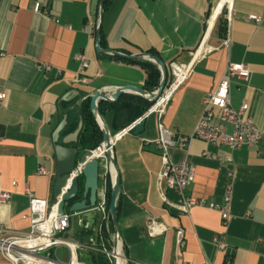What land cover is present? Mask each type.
Returning <instances> with one entry per match:
<instances>
[{
	"label": "crops",
	"instance_id": "crops-1",
	"mask_svg": "<svg viewBox=\"0 0 264 264\" xmlns=\"http://www.w3.org/2000/svg\"><path fill=\"white\" fill-rule=\"evenodd\" d=\"M218 1L107 0L104 5L100 24L105 50L152 52L164 61L167 71L171 61L187 63L193 57L192 71L162 114L165 126L190 134L202 115L203 98L231 61L244 63L250 71L247 83L231 80V104L238 108L245 102L244 117L253 119L263 133L258 144L235 149L198 139L190 143L188 159L194 176L187 192L220 203L226 186H232L231 219L226 228L215 209L192 206L181 211L175 206L177 193L159 177L156 113L144 118L140 133L132 130L115 139L112 154L120 183L117 217L125 264H174L177 229L184 233L182 258L187 264H225L227 259L230 264H264V21L246 18L249 13L264 16V0H231L225 33L219 31V19L226 15L223 5L212 27L208 26ZM35 2L44 11H34ZM98 23L99 0H0V91L6 93L0 106V190L11 195L0 203V227L7 231L28 229L22 215L28 210L29 194L53 201V133L60 128L57 142L64 144L78 131L76 142L64 144L78 145L85 105L93 93L110 96L124 85L152 91L138 63L95 50ZM80 53L88 62L85 68L77 59ZM147 102L129 90L113 102L98 99L97 105L113 135L140 118ZM186 154L178 147L168 150L173 163ZM99 160L97 200L105 187V159ZM39 165L49 173L37 174ZM108 176L112 184V168ZM81 199L79 194L76 201ZM69 214L67 239L111 244L110 223L97 232L95 207ZM220 235L225 238L224 250L213 240ZM58 256L66 260V249L60 248ZM78 257L84 264H105L95 248L78 249ZM0 264H9L1 253Z\"/></svg>",
	"mask_w": 264,
	"mask_h": 264
},
{
	"label": "built area",
	"instance_id": "built-area-1",
	"mask_svg": "<svg viewBox=\"0 0 264 264\" xmlns=\"http://www.w3.org/2000/svg\"><path fill=\"white\" fill-rule=\"evenodd\" d=\"M231 5H228V3L223 5L226 9V15H224L226 22L230 19ZM33 10L44 11L38 2L34 3ZM246 18L256 23L264 21V16L252 13L247 14ZM77 59L80 61L81 68L88 66V62L82 53L77 55ZM193 65V57L187 63L171 61L168 65L169 70L166 85L161 93L147 107L141 117H147L152 113L157 114L158 136L155 139V143L160 150L161 156L159 177L164 181L167 188L177 193L179 198L175 206L181 211H188L192 206H207L215 209L220 214L222 227L226 228L231 219L230 202L232 186L231 184L226 186L220 203L207 202L187 192L194 176V167L188 159L190 143L192 140L198 139L206 143L221 144L227 146L229 149H235L243 145L253 146L258 144L263 133L258 130L253 119L244 117V112L247 108L245 102H242L238 108H234L231 104V80L235 79L240 83H247L250 77V71L244 63L231 61H227L223 76L215 87L203 98L202 115L190 134L178 133L165 126L161 119L162 114L171 96L187 80ZM152 91L155 92L156 90L154 89ZM5 98L6 93L0 91V106L4 103ZM216 109L218 110L217 114L215 112ZM138 121L139 118L113 134L111 136L112 144L118 137L132 131ZM227 126H230L231 129L228 130ZM171 147L185 149L186 156L177 163L171 162L168 156V150ZM91 152L98 159H105V171L103 174L106 175L109 166L106 163L103 145L99 144ZM204 154L209 155L208 152H204ZM227 160H230V158ZM80 169L81 164L76 166L73 175L78 174ZM36 173L46 175L49 172L45 166L39 165ZM67 186L64 189H67ZM10 196L9 191L0 190V203L7 202ZM95 209L99 213L97 232L100 233L104 226L110 223L105 188H102L99 193ZM22 217L28 220V229L24 232H10L0 227V253L9 264H84L78 257V249L82 247L98 250L103 255L105 264H112L113 256L118 258L119 264H125L126 262L120 240L116 252H114L113 231L109 246L104 241L98 243L96 239H90L86 243L67 239L64 233L69 227L70 214L67 212L59 213L57 211V200L48 202L45 199L29 194L28 210ZM213 240L218 249H225L226 242L224 235L214 237ZM184 245L183 230L177 229L174 242L176 257L174 264H187L182 258ZM60 248L66 249V260H60L59 258L58 250ZM225 264H230V260L227 259Z\"/></svg>",
	"mask_w": 264,
	"mask_h": 264
},
{
	"label": "water",
	"instance_id": "water-1",
	"mask_svg": "<svg viewBox=\"0 0 264 264\" xmlns=\"http://www.w3.org/2000/svg\"><path fill=\"white\" fill-rule=\"evenodd\" d=\"M104 9V0H99V23L95 30V41L94 46L97 52H108L114 57H120L127 60L144 59L155 63L160 70V80L156 91H145L139 87L133 85H124L118 87L109 96L102 91H97L91 95L89 107L90 111L93 113L94 117L100 123V130L102 133L101 143L105 149L106 163L109 168L114 171L113 181L111 184L110 197L108 201L107 211L110 217V222L112 224L113 231V249L116 252V248L119 243V227H118V217L116 213V199L119 193V175L116 162L112 154L113 144L111 142V133L109 129L104 124L100 109L97 105L98 99H103L107 102H113L118 99V97L125 91H137L148 102H153L155 97L158 96L164 86L166 85L168 71L164 61L157 55L150 53L148 51H142L137 53H122L114 50H105L100 45L101 37V24L100 20L102 17ZM144 118L140 117L138 123L134 126L133 132L138 134L142 131ZM57 128L53 133V151L55 156V178L52 189L53 201L57 200V211L59 213L69 212L74 213L80 210L92 208L96 206L97 201V190H98V177L101 162L93 155L91 150L88 148H83L80 145L67 146L64 144H69L77 141L78 131L72 133L68 139L64 140V144L58 143V133ZM72 137V138H71ZM81 164V169L78 174H74L76 166ZM68 184V186H67ZM67 186V189H64ZM79 194H82V199L76 201ZM112 264H119V260L116 256L112 257Z\"/></svg>",
	"mask_w": 264,
	"mask_h": 264
},
{
	"label": "trees",
	"instance_id": "trees-1",
	"mask_svg": "<svg viewBox=\"0 0 264 264\" xmlns=\"http://www.w3.org/2000/svg\"><path fill=\"white\" fill-rule=\"evenodd\" d=\"M106 1L107 0H104V5ZM225 25H226L225 18L220 17L219 31H221L222 33L223 32L225 33ZM101 44H102V41L100 37V45ZM128 61L138 63L144 69L146 73L145 83H146L148 90H153L157 88L159 84V80H160V72L156 68V65L154 63L148 60H144V59H136V60H128ZM150 104L151 102H147L146 106L143 107L140 112H144ZM85 106L87 107V113L84 116V122H83L84 124L78 135V143H79L78 145H80L83 148L93 149L96 146H98V144L101 142L102 133L96 123L93 113L90 111L89 104ZM104 183H105L104 188H105V194H106V200H107V206H108L110 190H111V184H110L108 173L105 175ZM118 198L119 197H117L116 199V213H118V209H119ZM110 225L112 228L111 222H110Z\"/></svg>",
	"mask_w": 264,
	"mask_h": 264
},
{
	"label": "bare ground",
	"instance_id": "bare-ground-1",
	"mask_svg": "<svg viewBox=\"0 0 264 264\" xmlns=\"http://www.w3.org/2000/svg\"><path fill=\"white\" fill-rule=\"evenodd\" d=\"M225 3H228V5H231V0H219L217 2V4L215 5V7L213 8V11H212V13L210 15V18H208L209 19V25H208L209 28L212 27L213 22H214V20H215V18L217 16V14L219 13L222 5H224Z\"/></svg>",
	"mask_w": 264,
	"mask_h": 264
},
{
	"label": "rangeland",
	"instance_id": "rangeland-1",
	"mask_svg": "<svg viewBox=\"0 0 264 264\" xmlns=\"http://www.w3.org/2000/svg\"><path fill=\"white\" fill-rule=\"evenodd\" d=\"M220 15H223V11L221 12V14ZM84 260H87L86 258H84Z\"/></svg>",
	"mask_w": 264,
	"mask_h": 264
}]
</instances>
